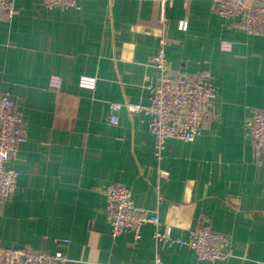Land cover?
I'll list each match as a JSON object with an SVG mask.
<instances>
[{"label":"crops","instance_id":"1","mask_svg":"<svg viewBox=\"0 0 264 264\" xmlns=\"http://www.w3.org/2000/svg\"><path fill=\"white\" fill-rule=\"evenodd\" d=\"M15 5L11 18L0 12V94L24 106L27 137L8 163L19 177L0 203V244L67 251L68 264H156L157 253L163 264H264V154L245 126L252 107L264 109V34L220 16L214 0H170L164 18L160 0ZM162 38L170 66L210 73L218 97L195 140L169 138L158 160L149 116L122 109L111 124L109 102L149 103ZM83 75L96 85L81 86ZM111 183L157 210L163 233L186 239L206 224L226 234L229 257L157 241L151 223L140 238L114 237L102 192Z\"/></svg>","mask_w":264,"mask_h":264},{"label":"built area","instance_id":"2","mask_svg":"<svg viewBox=\"0 0 264 264\" xmlns=\"http://www.w3.org/2000/svg\"><path fill=\"white\" fill-rule=\"evenodd\" d=\"M170 0H160L161 16ZM217 13L224 18H240L237 26L249 33L264 34V0H214ZM48 8L67 9L78 7V0H43ZM16 11L15 0H0V12L10 18ZM164 18V17H163ZM186 30L188 20L178 24ZM168 39L162 38L153 57L159 70L156 84L150 88L148 104L126 101L109 102L111 124H118V112L126 109L130 113H144L149 116L148 130L155 136L154 155L158 160L169 138H178L192 142L201 133L204 123L212 116L218 89L208 72L190 75L174 70L166 57L165 46ZM224 49L228 47L223 45ZM79 83L93 88L97 77L83 75ZM61 79L53 75L51 87H60ZM24 106L11 98L9 93L0 94V203L9 199L17 187L19 171L8 165L19 145L26 140L27 129L23 122ZM246 129L252 143L264 154V109L252 107L246 120ZM163 175L167 172L161 170ZM106 198L105 210L114 237L125 231H132L140 238L143 224L155 226L154 238L170 245L188 246L201 260L216 262L225 260L230 253L226 249V234L213 230L209 225L198 224L189 230L188 238L173 237L171 232L158 229L159 213L139 206L133 199L132 191L122 183L107 184L102 188ZM161 199V195H159ZM67 251L55 253L38 251L31 248H16L0 244V264H68ZM156 264H163L159 253Z\"/></svg>","mask_w":264,"mask_h":264}]
</instances>
